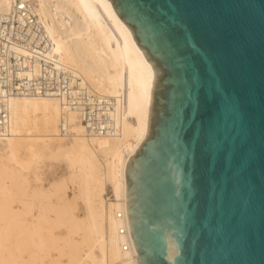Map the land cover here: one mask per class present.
Returning <instances> with one entry per match:
<instances>
[{
    "label": "water",
    "instance_id": "water-1",
    "mask_svg": "<svg viewBox=\"0 0 264 264\" xmlns=\"http://www.w3.org/2000/svg\"><path fill=\"white\" fill-rule=\"evenodd\" d=\"M153 80L124 169L137 264H264V0H108Z\"/></svg>",
    "mask_w": 264,
    "mask_h": 264
},
{
    "label": "bare ground",
    "instance_id": "bare-ground-1",
    "mask_svg": "<svg viewBox=\"0 0 264 264\" xmlns=\"http://www.w3.org/2000/svg\"><path fill=\"white\" fill-rule=\"evenodd\" d=\"M28 1L49 38L35 53L34 73L44 58L90 94L113 101L117 134H85L79 105L61 91L8 100L9 135L0 140V264H137L124 169L146 134L151 67L108 0ZM13 7L0 0V13ZM45 162L66 172L47 188L36 174Z\"/></svg>",
    "mask_w": 264,
    "mask_h": 264
},
{
    "label": "built area",
    "instance_id": "built-area-1",
    "mask_svg": "<svg viewBox=\"0 0 264 264\" xmlns=\"http://www.w3.org/2000/svg\"><path fill=\"white\" fill-rule=\"evenodd\" d=\"M12 1L14 7L11 12L0 13V140L9 135L6 104L10 98L53 95L59 91L67 95L73 107L79 105L80 122L85 134L98 137L116 135L113 101L90 94L71 80L68 72L54 69L44 62V58L38 59L43 69L38 74L34 73L35 53L45 51L49 38L30 1ZM64 130V126H61L62 135H65Z\"/></svg>",
    "mask_w": 264,
    "mask_h": 264
},
{
    "label": "rangeland",
    "instance_id": "rangeland-1",
    "mask_svg": "<svg viewBox=\"0 0 264 264\" xmlns=\"http://www.w3.org/2000/svg\"><path fill=\"white\" fill-rule=\"evenodd\" d=\"M44 167H41L38 172L36 173L40 179L38 182V185L47 188L48 184L53 181L57 180L59 177H64L66 176V172L64 170V166L61 163H52V162H45ZM108 188V187H107ZM106 188V193L104 194V198H110L111 194L109 191V188ZM68 196H71L70 191H68ZM81 209V210H80ZM79 209V216H83V211L82 208ZM82 215V216H81ZM65 259L62 258L61 262L65 263Z\"/></svg>",
    "mask_w": 264,
    "mask_h": 264
}]
</instances>
